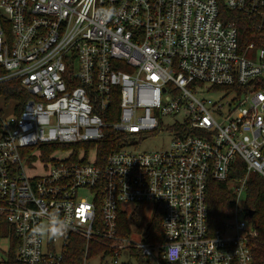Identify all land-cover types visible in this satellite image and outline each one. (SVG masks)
Listing matches in <instances>:
<instances>
[{
	"label": "built area",
	"instance_id": "1",
	"mask_svg": "<svg viewBox=\"0 0 264 264\" xmlns=\"http://www.w3.org/2000/svg\"><path fill=\"white\" fill-rule=\"evenodd\" d=\"M229 10L264 24V0H0V88L16 80L31 94L21 107L0 98V217L21 264H65L76 237L83 264H118L133 248L179 264H254L258 231L237 204L249 173L264 177V47L240 51ZM158 129L173 132L168 148L135 147ZM113 135L121 146L100 161L98 141ZM238 156L247 174L230 180ZM212 179L228 181L236 203L217 229ZM139 204L162 210L164 242L120 233V213L132 226ZM57 220L67 228L50 238ZM11 243L0 237V263Z\"/></svg>",
	"mask_w": 264,
	"mask_h": 264
},
{
	"label": "trees",
	"instance_id": "2",
	"mask_svg": "<svg viewBox=\"0 0 264 264\" xmlns=\"http://www.w3.org/2000/svg\"><path fill=\"white\" fill-rule=\"evenodd\" d=\"M227 12L229 14V18L236 23L238 28L240 51L246 53L248 56H254L255 49L264 46V24L263 26H259V20L253 19L250 16H246L237 11L229 10ZM251 43L254 44V48H249ZM262 88L264 89V83L262 84ZM30 96L31 94L22 89L19 82L16 80L9 81L6 85L0 88V98H3L4 100L14 99L16 102L19 101V107H21ZM118 109L119 96L118 94H115L110 105V111L113 115L110 116L106 113L104 118L107 121L116 120ZM123 137V135H113V138L106 136L103 140H99L97 158L100 161L104 160L113 148L121 146ZM91 145H93V143ZM78 147L79 145L76 147V152L74 153L73 158H77ZM48 153H51L50 150ZM246 174V162L238 156L230 166V180L244 177ZM207 200L209 206L210 226L212 229L221 228L224 225V222L234 215L236 206L233 190L229 187L228 181L222 182L214 179L210 180L208 185ZM245 209L253 211V215L250 216L248 213L247 217L255 225L258 231L253 248L254 264H264V177L259 175L257 172H250L247 178ZM144 219L145 206L143 204H139L133 214L132 220L138 225H141ZM162 220V210L158 208L152 215L150 223L143 234V240L145 242H164L165 237ZM0 221L2 223V226L0 227V237L10 234L12 238L7 258L0 264H21L16 257L18 239L14 236L10 224H8L6 220L4 221V218L1 217ZM119 222L120 233L129 236L131 231L129 216L126 213H120ZM76 238L77 239L72 242V245L65 257V264H83L82 256L84 253V240L78 237ZM95 248L97 249L98 247ZM131 253L137 257L140 264H150V259H147L140 250L133 248L131 249ZM158 260L159 264H179L178 262H169L163 257H159ZM123 264L129 263L123 262Z\"/></svg>",
	"mask_w": 264,
	"mask_h": 264
},
{
	"label": "rangeland",
	"instance_id": "3",
	"mask_svg": "<svg viewBox=\"0 0 264 264\" xmlns=\"http://www.w3.org/2000/svg\"><path fill=\"white\" fill-rule=\"evenodd\" d=\"M264 47V46H263ZM207 97H212V98H218L219 93L218 92H207L206 93ZM4 111H9L4 109ZM170 120L169 118H165V121L168 122ZM173 137V132L167 129H158L156 131L148 132L145 133L142 138L135 137V140H138V142L135 144V147L140 150H145V151H153V150H160V149H166L170 146L171 140ZM84 190H80V194H84ZM88 195V194H87ZM238 208L242 209L245 207V194H242V196L238 200L237 204ZM146 210V208H145ZM152 211L149 209L148 212L145 213V219L143 220V223L138 225L135 222H132L133 225L130 226V239L136 241V242H141L143 238V233L145 232L148 224L150 223L151 217H152ZM239 218H244L251 222V220L245 216L246 213L245 211H240L238 213ZM130 225V224H129ZM2 247L4 249L7 248L8 243L5 241L1 242ZM147 259H150V264H159V260L155 256H151V258H148L145 256ZM119 262H128L129 264H140L138 261L137 257L135 255H132L129 253L128 250H125L122 252V254L119 256ZM118 263V264H120ZM86 264H115L113 258L111 257H106V258H99V257H92L87 260Z\"/></svg>",
	"mask_w": 264,
	"mask_h": 264
},
{
	"label": "clouds",
	"instance_id": "4",
	"mask_svg": "<svg viewBox=\"0 0 264 264\" xmlns=\"http://www.w3.org/2000/svg\"><path fill=\"white\" fill-rule=\"evenodd\" d=\"M66 228H67L66 224H64L62 221L57 220L56 227H53L48 230L49 237L55 238L57 236H62Z\"/></svg>",
	"mask_w": 264,
	"mask_h": 264
},
{
	"label": "water",
	"instance_id": "5",
	"mask_svg": "<svg viewBox=\"0 0 264 264\" xmlns=\"http://www.w3.org/2000/svg\"><path fill=\"white\" fill-rule=\"evenodd\" d=\"M249 215L252 216L253 215V211L249 210Z\"/></svg>",
	"mask_w": 264,
	"mask_h": 264
}]
</instances>
